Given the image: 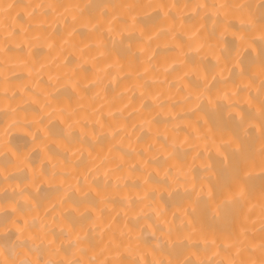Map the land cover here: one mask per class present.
Wrapping results in <instances>:
<instances>
[{
	"label": "bare ground",
	"instance_id": "obj_1",
	"mask_svg": "<svg viewBox=\"0 0 264 264\" xmlns=\"http://www.w3.org/2000/svg\"><path fill=\"white\" fill-rule=\"evenodd\" d=\"M0 264H264V0H0Z\"/></svg>",
	"mask_w": 264,
	"mask_h": 264
}]
</instances>
